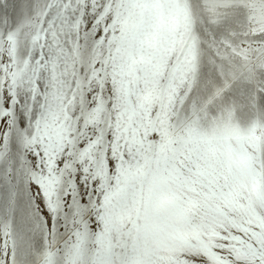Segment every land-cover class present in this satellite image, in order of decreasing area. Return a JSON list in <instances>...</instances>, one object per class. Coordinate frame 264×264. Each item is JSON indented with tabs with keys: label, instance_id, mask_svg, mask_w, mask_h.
<instances>
[{
	"label": "snow or ice",
	"instance_id": "snow-or-ice-1",
	"mask_svg": "<svg viewBox=\"0 0 264 264\" xmlns=\"http://www.w3.org/2000/svg\"><path fill=\"white\" fill-rule=\"evenodd\" d=\"M0 264H264V0H0Z\"/></svg>",
	"mask_w": 264,
	"mask_h": 264
}]
</instances>
